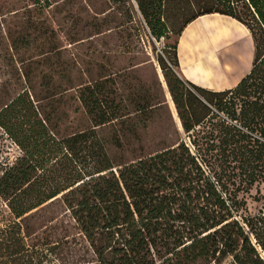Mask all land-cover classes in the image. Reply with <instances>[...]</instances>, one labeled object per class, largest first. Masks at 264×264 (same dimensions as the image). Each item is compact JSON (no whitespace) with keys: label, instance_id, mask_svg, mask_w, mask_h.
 Segmentation results:
<instances>
[{"label":"trees","instance_id":"1","mask_svg":"<svg viewBox=\"0 0 264 264\" xmlns=\"http://www.w3.org/2000/svg\"><path fill=\"white\" fill-rule=\"evenodd\" d=\"M186 1L195 8L202 0ZM134 2L151 37L169 40L163 1ZM209 13L237 19L253 38L252 67L232 89L211 91L176 72L181 30ZM175 35L163 49L173 51L172 66L158 62L187 142L127 161L109 157L95 127L123 125L128 114L113 82L96 80L78 89L90 128L53 129L40 142L24 135L21 156L0 175V195L16 217L61 199L91 249L85 264H264L262 219L240 213L236 195L264 179V0H206ZM21 246L0 227V264L5 255L28 264Z\"/></svg>","mask_w":264,"mask_h":264},{"label":"rangeland","instance_id":"2","mask_svg":"<svg viewBox=\"0 0 264 264\" xmlns=\"http://www.w3.org/2000/svg\"><path fill=\"white\" fill-rule=\"evenodd\" d=\"M162 1L167 41L151 37L134 0H0V175L21 156L17 140L24 135L40 142L53 129L67 135L90 128L78 89L96 80L113 82L114 100L128 114L123 125L95 127L115 161L188 141L158 57L172 66L173 51L164 45L206 0L195 8L186 0ZM236 195L244 202L240 213L262 219L257 230L264 239V179ZM0 227L20 238L28 264L92 260L59 197L16 217L0 195Z\"/></svg>","mask_w":264,"mask_h":264},{"label":"crops","instance_id":"3","mask_svg":"<svg viewBox=\"0 0 264 264\" xmlns=\"http://www.w3.org/2000/svg\"><path fill=\"white\" fill-rule=\"evenodd\" d=\"M253 58L250 31L229 15H201L188 22L177 39L176 72L211 91L234 88L249 73Z\"/></svg>","mask_w":264,"mask_h":264}]
</instances>
